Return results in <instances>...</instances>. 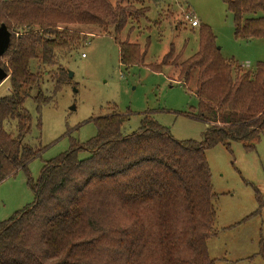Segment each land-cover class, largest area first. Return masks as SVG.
Masks as SVG:
<instances>
[{"label":"trees","instance_id":"1","mask_svg":"<svg viewBox=\"0 0 264 264\" xmlns=\"http://www.w3.org/2000/svg\"><path fill=\"white\" fill-rule=\"evenodd\" d=\"M122 1L0 0V26L11 31L0 60L11 83V93L0 98V182L42 151L24 142L31 131L24 102L43 70L59 66L84 42L70 25L121 32L132 13L146 16L148 7H135L142 0ZM223 2L236 39L264 38V0ZM199 37V50L180 63V75L188 81L198 69L204 141L176 139L150 113L131 133L116 110L94 119L96 135L48 161L39 180L30 179L34 202L0 221V264H218L207 245L216 210L206 150L231 141L255 147L264 131V62L247 70L224 58L207 25ZM120 48L123 64L145 62L147 48L129 37ZM174 51L172 45L153 70L176 63ZM34 99L39 110L48 102L41 88Z\"/></svg>","mask_w":264,"mask_h":264},{"label":"rangeland","instance_id":"2","mask_svg":"<svg viewBox=\"0 0 264 264\" xmlns=\"http://www.w3.org/2000/svg\"><path fill=\"white\" fill-rule=\"evenodd\" d=\"M110 1L115 5L120 0ZM134 3L148 7V12L145 17L132 13L121 32L112 26L70 25L85 35L84 42L59 66L43 70L38 86L29 89L24 107L31 114V131L24 142L42 151L26 169L0 182V221L31 205L35 192L30 179L37 182L48 161L94 137L93 120L113 110L126 117V133L138 130L143 115L150 113L176 139L203 142L208 121L199 111L198 69L188 81L180 75V63L199 50L203 25L212 28L224 58L235 59L247 70L264 62V38L236 39L233 17L223 0ZM191 12L200 21L196 27L188 20ZM128 37L141 50L147 48L144 63L121 62L120 47ZM172 45L177 62L153 70ZM31 66L36 71L37 60ZM9 77L0 85V98L11 93ZM38 88L48 96L40 110L34 99ZM254 145L248 149L243 141H231L230 146L221 143L206 150L216 210L207 245L218 264H264V131Z\"/></svg>","mask_w":264,"mask_h":264},{"label":"water","instance_id":"3","mask_svg":"<svg viewBox=\"0 0 264 264\" xmlns=\"http://www.w3.org/2000/svg\"><path fill=\"white\" fill-rule=\"evenodd\" d=\"M11 43V31L5 23L0 26V60L5 52L8 50ZM9 77L8 72L0 64V85ZM71 109H75L72 107Z\"/></svg>","mask_w":264,"mask_h":264},{"label":"built area","instance_id":"4","mask_svg":"<svg viewBox=\"0 0 264 264\" xmlns=\"http://www.w3.org/2000/svg\"><path fill=\"white\" fill-rule=\"evenodd\" d=\"M188 20H189L191 26H193V27H196V26H198L200 24L199 19L196 18L194 16V14H192V12L188 15Z\"/></svg>","mask_w":264,"mask_h":264}]
</instances>
